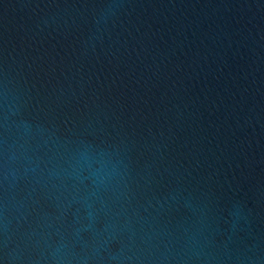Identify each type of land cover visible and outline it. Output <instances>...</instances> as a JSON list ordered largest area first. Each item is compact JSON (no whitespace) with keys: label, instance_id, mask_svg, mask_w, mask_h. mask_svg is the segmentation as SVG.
<instances>
[{"label":"water","instance_id":"95a60500","mask_svg":"<svg viewBox=\"0 0 264 264\" xmlns=\"http://www.w3.org/2000/svg\"><path fill=\"white\" fill-rule=\"evenodd\" d=\"M0 264H264V0H0Z\"/></svg>","mask_w":264,"mask_h":264}]
</instances>
